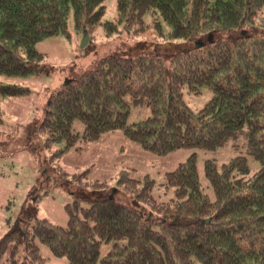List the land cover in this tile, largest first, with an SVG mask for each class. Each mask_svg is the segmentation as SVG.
I'll return each instance as SVG.
<instances>
[{
  "label": "trees",
  "instance_id": "1",
  "mask_svg": "<svg viewBox=\"0 0 264 264\" xmlns=\"http://www.w3.org/2000/svg\"><path fill=\"white\" fill-rule=\"evenodd\" d=\"M106 1L0 0V122L3 100L31 93L13 78L46 63L40 41L70 40L72 27L91 37L86 48L120 42L53 89L33 128L50 179L70 187L67 225L39 218L10 230L0 264H21L20 242L22 264H46L37 242L70 264H264V0H117L114 19ZM204 94L193 109L188 98ZM138 105L149 114L130 122ZM115 132L158 156L191 150L165 173L168 200L125 164L102 180L60 165Z\"/></svg>",
  "mask_w": 264,
  "mask_h": 264
},
{
  "label": "rangeland",
  "instance_id": "2",
  "mask_svg": "<svg viewBox=\"0 0 264 264\" xmlns=\"http://www.w3.org/2000/svg\"><path fill=\"white\" fill-rule=\"evenodd\" d=\"M116 4L117 0L106 1L105 19L116 17ZM71 31L70 40L57 36L37 44V48L47 54L46 63L40 72L13 78V82L29 86L31 93L2 101L4 114L0 122V239L12 229L25 230L39 218H47L62 226L68 223L65 204L71 199L67 189L69 186L66 188L57 178L50 179L55 173L47 160L49 151L33 134V128L35 122L43 117L46 101L53 89L60 87L70 75L83 71L107 51L120 45V42L112 41V45L108 46L109 43L103 42L106 39L93 36L96 39L93 44L81 48L83 35L76 33L72 27ZM208 98L209 94H204L190 96L188 100L193 109H199ZM148 114V108L133 106L129 121H139ZM76 126L81 129L80 123ZM190 153L191 150L181 149L166 156H158L125 139L120 132H115L99 143L88 144L80 152H69L60 161V165L70 172L78 167H90V177L102 180L114 177L120 165L125 164L137 168L139 174L149 173L157 182L154 195L161 200H168L173 194L172 190L160 186L165 180V173L174 170ZM251 165L256 166L254 162ZM198 172L200 180L214 199L205 177L202 151H199L198 156ZM46 176L50 186L43 181ZM37 243L46 264H70L66 258L53 256L46 245ZM24 247V243L20 242L18 258L21 264L25 261Z\"/></svg>",
  "mask_w": 264,
  "mask_h": 264
},
{
  "label": "water",
  "instance_id": "3",
  "mask_svg": "<svg viewBox=\"0 0 264 264\" xmlns=\"http://www.w3.org/2000/svg\"><path fill=\"white\" fill-rule=\"evenodd\" d=\"M89 43V35L87 32L84 33L82 41L80 43V47L84 48Z\"/></svg>",
  "mask_w": 264,
  "mask_h": 264
}]
</instances>
